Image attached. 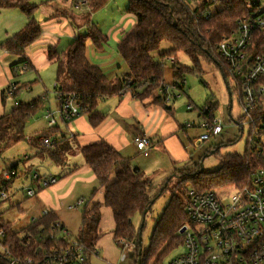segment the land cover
Masks as SVG:
<instances>
[{"label":"trees","instance_id":"1","mask_svg":"<svg viewBox=\"0 0 264 264\" xmlns=\"http://www.w3.org/2000/svg\"><path fill=\"white\" fill-rule=\"evenodd\" d=\"M83 1L87 2V7L93 13L101 9L109 0ZM212 1L128 0L126 13L135 17L136 24L118 45V53L128 66V74L110 81L99 68L91 65L87 58V41L90 39L98 47L102 45V41H105V36L97 27L90 24L85 32L78 33L64 49L53 47L48 49L49 59L57 64L55 92L75 95L82 103L83 109H86L83 114L87 115L93 127H97L105 118L99 110V105L108 96L133 92L135 96L145 98L160 93L166 86L176 94L185 93L184 75L186 72L199 70V57L213 60L225 73L226 67L218 55L217 46L224 37L237 29L238 21L247 14V7L244 0ZM214 2L222 3V9L206 18L210 14V5ZM37 7L34 0H0V8L17 9L28 18L24 29L1 44L8 53L22 57V69L18 68V64L11 67L16 74L19 70L26 72L29 69L25 51L42 34L41 25L34 17ZM163 41L172 44L174 50L160 55V60H155L151 52ZM178 52L188 56L192 64L196 65V70L176 62L173 66V83L168 84L165 81L164 68L167 59L175 58L174 55ZM225 75L227 76L226 73ZM226 76H224L225 81ZM15 84L18 89L14 97L20 90L19 83ZM4 94L7 97L6 90ZM158 99L166 103L165 94H161ZM40 106L43 107L39 98L26 104L18 103V106L15 105L9 113L0 118V150L26 140L28 120ZM214 110V106L207 103L199 110L200 116L206 121L209 119L212 124L215 120ZM52 133L53 131L48 127L47 130L40 131L30 144L40 148L41 153L48 154L55 164L61 165L65 163L63 155L66 150L56 147L57 142L53 139L54 149H48L41 143L42 138H51ZM81 153L98 182L93 195L99 188L104 189L103 203L94 204L83 211L79 235H73L68 230L71 239L87 249V260L82 264H91L90 258L96 255L94 253L96 243L102 236L99 225L103 205L109 207L113 213L115 242L134 245L140 264H165L161 260L162 256L183 244L180 230L189 224L185 208L190 190L182 200L175 195L178 186H170L172 178L160 181L161 190H171L173 194L164 213L157 220L148 249L143 250L141 248L143 226L137 229L133 220L139 215L144 225V219L156 199H152L149 195V189L154 183L143 172L132 168L129 162L106 142L83 147ZM261 166L260 161L247 146L243 156L229 155L224 158L220 170L209 177L198 178L200 172L195 174L184 170L182 173L184 180L197 178L193 182L192 189L207 192L213 191V187L238 189L248 186L252 180L251 172ZM11 167L18 168L17 165ZM11 182H8V187ZM9 200L10 197L7 201ZM57 223H61L66 228L58 217L50 212L46 216L34 218L29 225L18 231L14 230L15 223L0 221V232L4 234V237L0 238V264H10L12 261H16L15 264H27L28 260H31L32 264H47L41 248L48 250L56 244H68V240L59 237V231L54 228Z\"/></svg>","mask_w":264,"mask_h":264},{"label":"crops","instance_id":"2","mask_svg":"<svg viewBox=\"0 0 264 264\" xmlns=\"http://www.w3.org/2000/svg\"><path fill=\"white\" fill-rule=\"evenodd\" d=\"M73 1L70 0L72 5H74ZM114 1L109 0L101 9L106 10L111 7ZM45 2L47 3L45 5L52 8V11L48 16L35 18L41 25L42 34L25 51L29 69L27 72L19 70L18 74L14 73L11 67L15 64H21L22 57L8 53L1 47V44L18 31L24 29L28 23V18L17 9L0 8V118L9 113L14 108L13 106H15L16 102L12 99L14 105L8 106L7 100L10 98L5 97V90L12 83H19L24 73H28V81L34 80L35 85L40 84L44 89H48L56 84L57 64L49 59L48 49L50 47L64 49L59 47L63 39L71 42L78 33H82V30L90 24L102 32L99 25L100 21L97 20L95 13L101 9L94 11L92 14L90 12L74 14L73 11H68L67 4L63 3L66 0H47ZM38 10L39 5L36 10L37 13ZM88 14L90 17H88ZM94 15L96 21L92 18ZM128 15L130 16V14ZM131 16L133 18L127 20L124 16L119 23L114 22L109 25L106 28V33L104 32L105 41H102V45L96 47L90 39L87 41L86 52L89 62L91 65L99 68L110 81L117 80L128 74V66L118 53V45L136 24L135 17ZM92 19L93 21L90 22ZM129 25H132L130 31L127 28ZM111 42L113 45L110 44ZM18 68L22 69V66H18ZM32 84L29 82L25 86L33 89ZM160 95L158 92L154 96L139 98L133 92H126L119 96H108L99 105V110L105 115L104 120L99 126L93 127L87 115L82 114L71 122L66 123L61 121L55 127L49 128L53 131L51 139L57 142L56 147L60 150L61 148L62 150H66L63 155L65 163L61 165L55 164L48 157V154L41 153L40 148L30 144V141L40 132L30 136L27 142L31 152L24 155L25 159L33 162L32 157L46 158L47 161H44V163L48 169L40 171L42 177L45 176L43 173L45 171L58 176L56 184L46 189H39L38 195L36 194L37 196L35 195L36 197L30 202V207L36 208L37 206L36 210H38L35 213L36 210L34 208L31 212V214L35 213L31 222L34 218H40L44 210H48L52 215L58 217L71 234L79 235L85 208H90L97 203H103L104 189L99 188L96 194L93 195L94 190L98 187V182L91 167L86 164L81 153V149L88 145L106 142L119 152L132 168H137L145 176L150 175L146 173L147 171L150 173L151 170L149 169L160 168V163L164 161L170 164L168 166L166 163V169H185L183 167L180 168V166L189 159L187 146L183 141L182 135V132H185V134L187 132L184 131L185 127L179 119L180 116L176 114L173 102L164 103L159 101ZM58 107L59 104L57 103V109ZM49 109L43 107V110ZM44 113L45 111H43V116H45ZM44 119L47 121L45 117ZM43 127L42 130L48 129L46 126ZM138 135H145L151 140L148 156L140 153L134 144V137ZM15 162L17 163L13 164V166L17 165L18 169H20L19 164L21 161L17 159ZM52 164L53 166H57V168L53 167ZM10 165L12 166V164ZM156 172L158 171L156 170L152 175ZM161 173L159 172V175ZM168 178L163 177L161 179ZM13 182L12 180L9 190L15 184ZM13 194H11L8 201L11 206L9 209L17 208L23 210L26 207L25 204L12 202ZM79 201H82V203L78 208L70 209L71 206L76 205ZM21 206L23 207L22 209ZM5 212L6 210L0 214L1 219L2 214ZM108 223H112V230L109 233H104ZM114 228L115 221L112 210L103 205L101 207V221L99 225L102 236L96 243V255L90 258V262L93 257H101L104 261L110 260L115 262L116 260V263L119 262L121 255L118 259H115L110 244L103 243L105 237H110L112 240L110 242H112L113 246L115 243ZM74 231H78L79 233L74 234ZM117 249L120 250L121 248ZM136 256V249H132L129 251L126 260L128 258H135Z\"/></svg>","mask_w":264,"mask_h":264},{"label":"built area","instance_id":"3","mask_svg":"<svg viewBox=\"0 0 264 264\" xmlns=\"http://www.w3.org/2000/svg\"><path fill=\"white\" fill-rule=\"evenodd\" d=\"M82 5L87 6V2L83 1ZM75 6L79 9L80 1H76ZM246 7V16L238 21L234 32L223 38L217 51L225 64L227 76L233 81V90L240 95L242 118L247 120L249 129L247 146L262 166L251 172L250 185L232 189L225 197L215 191H189L185 208L189 224L183 227V233L180 230L183 250L165 264H264V0H246ZM210 16L211 13L206 18ZM167 60L174 61L173 58ZM17 89L18 86L12 83L6 89V96L14 97ZM160 94H165L166 103L177 97L169 86ZM56 96L59 104L57 113L48 111L44 116L49 128L61 121L71 122L86 110L73 94L57 91ZM15 105L18 106V103L15 102ZM192 109L189 104L188 110ZM203 127L206 132L198 137V144H204L211 137H220L223 132L220 121L216 119L212 124L209 119L205 120ZM41 143L48 149L55 148L51 138H42ZM134 144L140 153L149 155L151 140L147 136H135ZM19 175L18 168L2 171L1 201L8 200V182ZM26 175L37 184L35 191H29L30 197L35 196L39 189L49 188L58 181V176L50 172H46L44 177L40 172L29 174L28 171ZM81 203L79 201L70 209L78 208ZM48 214V210L43 211L44 216ZM54 228L59 231V237L68 240V244H56L48 250L41 248L45 262L84 263L87 260L85 246L71 239L70 232L61 223ZM3 237L0 232V238ZM115 244L122 249L120 259L123 262L129 251L136 249L130 243L116 241ZM15 263L12 261L10 264ZM32 263L27 261V264Z\"/></svg>","mask_w":264,"mask_h":264},{"label":"rangeland","instance_id":"4","mask_svg":"<svg viewBox=\"0 0 264 264\" xmlns=\"http://www.w3.org/2000/svg\"><path fill=\"white\" fill-rule=\"evenodd\" d=\"M45 1L47 0H35V2L39 5L38 13H35V18H42L44 16L50 15L52 8L46 6L47 4ZM80 1L81 7L78 9L75 5H72L70 0H66L63 2L67 4L68 11H73L74 14L77 13H87L90 12L89 7L83 6V0H74L73 2ZM211 2H213L211 0ZM246 2V0H244ZM70 4V5H69ZM222 3L214 2L210 5V13L215 14L217 11L222 9ZM120 8V9H118ZM128 8V0H115L114 4L107 8L106 10H99L96 13V18L99 22L101 30L103 34L106 33V28L109 25L113 24L114 22L119 23L122 17H126L128 20L129 18H133L131 15L127 16L126 10ZM92 14V12H90ZM119 13V14H116ZM88 17L90 15L88 14ZM95 15L92 17L94 19ZM90 20V22L93 21ZM95 20V19H94ZM96 21V20H95ZM89 23V22H88ZM128 31L131 30L132 25H129ZM104 29V30H103ZM87 28L85 27L82 32L86 31ZM105 32V33H104ZM70 41L63 39L61 44L59 45L60 48H65ZM113 45V43H110ZM110 45V46H111ZM174 50V46L167 41H163L160 43L159 47L151 52V56L155 60H160V55L169 53ZM174 61L167 60L164 73H165V81L168 84L173 83V66L176 62H180L182 65L189 66L191 68H195L196 65L192 64L191 59L186 56L182 52H178L174 55ZM18 66H22V63ZM27 72V71H26ZM29 72V71H28ZM226 73V72H225ZM225 73L219 68V66L213 61L208 60L204 57H199V70L196 72H186L184 75L185 79V93L176 94L177 97L173 98V106L176 111V114L180 116V120L185 127L184 131L182 132L183 141L187 146V151L189 154V159L187 162L183 163L180 168L185 169H166L167 162H161L160 168L158 169L151 168L149 170L150 173L147 171L146 177H148L154 184L149 189V195L154 200V203L151 207V210L147 213L144 219V225L142 222V217L137 215L134 220L133 224L137 229L142 228L141 232V248L143 250L148 249L150 245L151 236L155 230L158 218L164 213L167 205L169 204L172 198L171 190H161L162 187L160 185V180L163 177L172 178L170 186H178V189L175 190V195L184 200L185 194L194 187L193 182H195L197 178L194 179H185L183 176L184 174L182 171H187L190 173L200 172L197 177H209L220 170L221 162L224 158L229 155H239L243 156L245 149L248 143V136H249V129L247 125V120L242 118L243 112L241 108L240 102V95L237 91L233 90L234 84L232 79L229 76H226ZM226 76V81L224 79ZM55 78V77H54ZM28 73H24L21 77L19 84L20 90H18L16 97H8L10 99L7 100L8 106L14 105V101H17L21 104H26L31 102L33 99H41L43 107L50 108L49 110H43V107L33 112L30 116L25 135L26 140L18 142L12 145L10 148L0 150V173L6 167H10L12 164H15L17 159L20 162V175L17 178H14V182L12 187L8 188L9 197L12 196V202L21 203L22 205L25 204L23 210L19 209H9L10 204L7 200L1 201L0 200V214L6 210L4 214H2V219L0 217V221L5 222H13L15 223L14 230L18 231L25 228L31 222L33 215L38 211L35 207H30L29 204L33 198L36 196L30 197L29 191H35L37 184L31 178L27 177L26 173L29 170V174H33L36 172H40L43 169H48L45 165L44 161H47L46 158H39V157H32L33 162L31 160L25 159V154H30L31 150L28 145V138L33 136L35 133H38L42 130V127H48L47 121L44 119L43 111L48 112L51 110L52 113H57V101H56V92L54 90V86L44 89L40 84H36L32 81H28ZM29 82L33 83V89H30L27 85ZM35 85V86H34ZM230 88V91L228 90ZM229 92L232 96V108L230 109V97ZM14 101H13V100ZM207 103H210L214 106V116L216 120H219L222 127L223 132L220 137L214 138L211 137L208 141L204 144H198L197 139L203 133L206 132V129L203 127V123L205 119L203 116H200V109H202ZM191 104L193 106L192 110H188V105ZM14 107V106H13ZM44 113V115H45ZM243 125V126H242ZM43 127V128H44ZM244 127V129H242ZM28 156V155H27ZM51 163V162H48ZM51 165V164H50ZM168 166L170 164L167 163ZM53 166V164H52ZM45 167V168H44ZM56 167L57 166H53ZM154 175H152L155 171ZM159 172L161 175H159ZM44 175L46 173L43 172ZM2 178V173L0 177V181ZM195 180V181H194ZM217 186V185H215ZM213 191L217 192L222 197H225L227 194L230 193L232 189L223 188L222 187H213ZM23 207L21 206V209ZM35 208V213L31 214V212ZM29 212V213H28ZM112 223H108L106 226V230L104 233H109L111 229ZM78 231H74V234H78ZM110 235V234H109ZM108 235V236H109ZM112 241L110 237H105L103 243L110 244L112 247V254L115 259H118L121 255L122 250L118 247L115 243L112 246ZM114 247V248H113ZM119 248L120 250H118ZM183 250L182 244L178 247L174 248L171 251H167L161 258L162 262H167L173 257L180 254ZM112 257V256H111ZM112 259V258H111ZM91 264H138V258H128L126 261L123 262L122 258L119 259V262L116 263L114 261H104L101 257H93L91 259Z\"/></svg>","mask_w":264,"mask_h":264},{"label":"water","instance_id":"5","mask_svg":"<svg viewBox=\"0 0 264 264\" xmlns=\"http://www.w3.org/2000/svg\"><path fill=\"white\" fill-rule=\"evenodd\" d=\"M228 90L230 91V88H228ZM229 97H230V109L229 110H231V108H232V96H231V93L229 92ZM184 230H185V228H182L181 229V233H183L184 232ZM141 253L139 252V255H140ZM140 259L138 260V264H140Z\"/></svg>","mask_w":264,"mask_h":264}]
</instances>
